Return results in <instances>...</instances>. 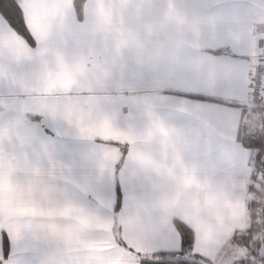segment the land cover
<instances>
[{"label": "crops", "instance_id": "crops-1", "mask_svg": "<svg viewBox=\"0 0 264 264\" xmlns=\"http://www.w3.org/2000/svg\"><path fill=\"white\" fill-rule=\"evenodd\" d=\"M19 5L41 46L0 14V227L14 242L50 244L60 264H138L181 252L178 219L194 241L176 260L240 259L252 244L256 174L243 138L246 119L263 113L252 83L264 71V0H85L79 19L75 0ZM29 63L34 75L16 70ZM36 113L61 132L67 122L103 137L85 139L75 175L42 162L54 149L30 121ZM111 142L127 144L119 169ZM114 172L133 188L115 225L110 197L87 203Z\"/></svg>", "mask_w": 264, "mask_h": 264}, {"label": "snow or ice", "instance_id": "snow-or-ice-1", "mask_svg": "<svg viewBox=\"0 0 264 264\" xmlns=\"http://www.w3.org/2000/svg\"><path fill=\"white\" fill-rule=\"evenodd\" d=\"M77 11H79V6ZM21 8L16 4V0H0V14L5 16L10 27H12L18 35L22 36L25 43L29 47L35 46L39 48L41 41L37 38L35 33H32L22 17ZM79 19V17H78ZM18 71L25 76L34 75L35 64L29 63L27 65L17 66ZM69 90L68 100H71L72 92ZM84 91V89H80ZM82 99V98H81ZM5 107H10L5 105ZM30 121L39 127L40 135L45 138V143L49 144L54 151L49 152L48 157L42 153L41 160L46 167H51L53 170L56 167V162H60V166L68 165V170L75 175V170L87 161L88 150L85 147V139L91 144L103 142V137H89L87 133L80 131L74 124H67L65 122L66 131L61 132L56 126L53 119L47 118L43 113H36L30 118ZM49 129L50 132H56V136L49 135L44 129ZM57 137L61 139L57 140ZM117 148H120L119 142H111ZM7 147V145H5ZM123 156V152L121 153ZM119 163V161L117 162ZM73 191L78 189L74 185H69ZM133 192L131 185L122 183L117 174L113 173L111 184L107 187L94 188L93 193L90 194L87 203L95 205L98 203L97 196H108L111 199V210L113 213L114 225L116 223V214L123 211L126 200H128ZM119 230H123V225H118ZM181 236V246L189 243V235L183 229ZM124 243V241H118ZM195 256V254H194ZM0 264H60L59 258L52 251V246L43 240L37 239L31 235H25L14 242L12 235L8 228L0 227ZM138 264H153L152 261L141 258ZM156 264H173L170 261H158ZM174 264H196L195 259L189 260L185 258L177 259Z\"/></svg>", "mask_w": 264, "mask_h": 264}, {"label": "trees", "instance_id": "trees-1", "mask_svg": "<svg viewBox=\"0 0 264 264\" xmlns=\"http://www.w3.org/2000/svg\"><path fill=\"white\" fill-rule=\"evenodd\" d=\"M84 2H85V0H75V8H76V12H77V15L79 18L82 17ZM16 4L20 7L19 0H16ZM76 6H79V11H77ZM20 14L22 15V17L24 19V14L22 11ZM1 15L5 18V16L3 14H1ZM218 52H223V50L218 51ZM195 97H199V96H195ZM200 98H202V97H200ZM243 143L246 147L251 148L254 151L253 166L255 167V174H257V172L264 169V133L257 135V136H254V137L248 136L245 134L244 138H243ZM120 146L122 148L123 156L116 166L117 169L120 168V166L123 162L124 155L127 152V144H125V143L120 144ZM256 179H257V175H255V178L253 180L254 183H252V185H251V189H253V192L255 189ZM258 193L259 192L256 190L255 195H258ZM255 207H256L255 202L252 201L250 203L251 223H250V228L247 229V239H249L252 242V244H251V247H253L252 252L257 253V251L255 250L256 248L261 247V246L264 248V206H263V210H262V216H263L262 222L258 221V214L256 213V210H254ZM175 223H176V225H177V227L181 233V236L183 234L181 229H183L185 232L188 233L190 242L183 245L181 252H173V253L162 252V253H159L158 256L161 257V259H151L150 261H152L153 263H156V262L161 261V260L175 262L179 253L180 254L186 253L192 249L193 241H194L193 230L186 223H184L178 219L175 220ZM259 231H263V238H261V239L259 237H256V234ZM238 236L239 235L236 234V235H234V238L237 239ZM162 257H164V258H162ZM166 257H168L170 259H167ZM198 262L199 261H196V263H198ZM234 263H236V264H257V262L249 260L248 258L238 259Z\"/></svg>", "mask_w": 264, "mask_h": 264}, {"label": "built area", "instance_id": "built-area-1", "mask_svg": "<svg viewBox=\"0 0 264 264\" xmlns=\"http://www.w3.org/2000/svg\"><path fill=\"white\" fill-rule=\"evenodd\" d=\"M264 71L263 68H259L255 74L252 83V100L257 106L264 107ZM263 112V111H262ZM244 133L248 136H257L264 133V112L256 119L249 117L244 123ZM255 181V189L259 192L256 197V213L258 214V221L262 222V210L264 206V169L260 170L257 174ZM256 237L263 238V231H259Z\"/></svg>", "mask_w": 264, "mask_h": 264}, {"label": "rangeland", "instance_id": "rangeland-1", "mask_svg": "<svg viewBox=\"0 0 264 264\" xmlns=\"http://www.w3.org/2000/svg\"><path fill=\"white\" fill-rule=\"evenodd\" d=\"M264 96V95H263ZM257 110H258V113L260 112V111H263L264 112V107H262V106H257ZM257 119V118H256ZM258 173V172H257ZM258 188V187H257ZM256 188V189H257ZM256 189H254V192H253V189H251V192H250V203L252 202V201H254L255 202V200H257V198L258 197H256L257 195H255V191H256ZM255 205H256V202H255ZM254 210H256V207H255V209ZM252 248L253 247H251L250 246V248H249V250H247V252H244L243 254H242V257H240V259L241 258H248L249 260H252V261H255V262H257V264H264V263H260V261H261V258L259 259V257H258V255H260L261 253H263L264 254V250L263 249H259V251L256 253H254V252H252ZM254 253V254H253ZM202 263H204V264H212V262L210 263V261L208 262V261H202ZM223 264H236V263H231V262H229V263H223Z\"/></svg>", "mask_w": 264, "mask_h": 264}]
</instances>
